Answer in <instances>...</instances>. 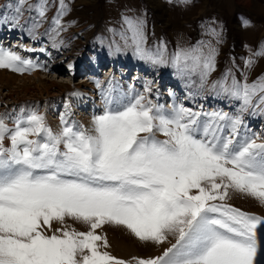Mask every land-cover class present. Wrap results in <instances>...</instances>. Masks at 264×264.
I'll return each mask as SVG.
<instances>
[{
  "label": "snow or ice",
  "instance_id": "6c2138e0",
  "mask_svg": "<svg viewBox=\"0 0 264 264\" xmlns=\"http://www.w3.org/2000/svg\"><path fill=\"white\" fill-rule=\"evenodd\" d=\"M26 2L16 0L17 16ZM33 8L43 18L47 0ZM66 10L60 0L57 28ZM144 28L142 17L123 16L124 45L141 59L168 63L164 45L146 47ZM211 34L219 36L215 29ZM255 55H264V45ZM215 56L210 41L200 42L177 49L171 64L181 73H198L203 83ZM253 63L249 58L246 66ZM31 67L0 47V68ZM228 75L212 87L240 101L242 110L264 111V76L252 83L233 76L229 83ZM92 123L87 130L62 116L63 127L54 132L37 112L11 128L0 116V264H132L101 250L108 241L95 230L105 224L124 226L142 241L174 238L161 255L134 257L135 264H264V217L224 203L234 191L264 205V142L239 139L238 117L183 105L166 112L138 95L106 106ZM66 218L88 230H69Z\"/></svg>",
  "mask_w": 264,
  "mask_h": 264
},
{
  "label": "rangeland",
  "instance_id": "374dc122",
  "mask_svg": "<svg viewBox=\"0 0 264 264\" xmlns=\"http://www.w3.org/2000/svg\"><path fill=\"white\" fill-rule=\"evenodd\" d=\"M36 3L27 0L17 16L16 0H0V46L33 64L23 72L0 68V116L10 128L19 117L37 112L52 130L63 127L62 116L91 130L93 116L102 114L106 106L118 107L143 95L166 112L173 102L194 112L228 113L241 121L239 139L254 137L264 142V111L242 110L240 101L212 87L226 73L229 83L233 76L240 81L246 76L248 83L264 76V55H255L264 45V0H63L67 10L60 16L59 28L53 18L60 0H47L43 18L29 9ZM123 16L145 20L146 47L155 51L164 45L168 63L141 59L124 45ZM211 29L219 36H213ZM7 33L9 37L3 38ZM209 41L216 56L206 82L198 73H181L172 66L171 56L177 49ZM249 58L254 61L251 67L246 66ZM4 143L8 146L9 141ZM224 203L264 217V205L244 193L230 191ZM66 225L77 231L89 227L71 218H66ZM103 228L96 233H111L128 246L130 253L120 255L107 250L119 259L135 264L134 257H155L160 251L153 249L156 243L140 240L124 226L105 224ZM260 239L264 242V234ZM169 240L175 242L171 236Z\"/></svg>",
  "mask_w": 264,
  "mask_h": 264
},
{
  "label": "bare ground",
  "instance_id": "6f19581e",
  "mask_svg": "<svg viewBox=\"0 0 264 264\" xmlns=\"http://www.w3.org/2000/svg\"><path fill=\"white\" fill-rule=\"evenodd\" d=\"M1 47V46H0ZM37 75V72L36 73H34V74H32V76H30V77H33V76H36ZM78 95V94H77ZM175 106V104L172 102V104H171V107L170 106H168L169 108H170V110L173 108ZM79 112H81L80 110H78ZM82 113V112H81ZM55 128L53 129V131L54 132H56V131H58L57 130V127L56 126H54ZM87 128V127H86ZM261 206V205H260ZM254 209V208H253ZM255 210H256V208H255ZM254 210V211H255ZM258 211V210H257ZM256 211V212H257ZM261 213H262V211H261ZM55 223V222H54ZM55 226L56 227H61V225L60 224H58V223H56L55 224ZM67 226V225H66ZM69 229V228H68ZM99 229H104L103 228V225H102V227L101 228H99ZM99 232V231H98ZM102 236H105L106 237V239H107V241H108V247L106 248V249H104V248H102V249H104V250H109V251H111V252H113V254H115L116 255V253L118 254V255H120L121 253H123V254H125V253H130L129 252V250H128V246H126L122 241H119V240H117L116 238H114L113 236H112V234L111 233H103L102 234ZM171 242H170V240L168 239V240H166V241H164L162 244H157L156 243V245H155V247L153 248L154 250L155 249H158V248H160V251L163 249V248H166L169 244H170ZM160 251H158L157 253H156V255L157 254H159L160 253ZM153 253V252H152ZM127 255V254H126ZM155 255V256H156ZM120 257V256H119Z\"/></svg>",
  "mask_w": 264,
  "mask_h": 264
}]
</instances>
